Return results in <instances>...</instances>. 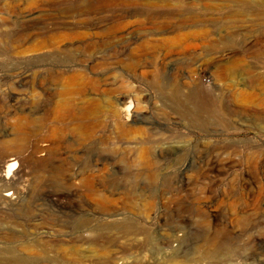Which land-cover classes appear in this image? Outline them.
Listing matches in <instances>:
<instances>
[{"label": "rangeland", "instance_id": "rangeland-1", "mask_svg": "<svg viewBox=\"0 0 264 264\" xmlns=\"http://www.w3.org/2000/svg\"><path fill=\"white\" fill-rule=\"evenodd\" d=\"M58 78L84 88L76 109H100L54 115ZM130 100L134 117H115ZM23 116L38 126L22 196L0 221V264L57 240L54 218L94 264L193 262L209 249L223 264H264V2L0 0V137ZM34 144L51 149L42 166Z\"/></svg>", "mask_w": 264, "mask_h": 264}, {"label": "bare ground", "instance_id": "bare-ground-1", "mask_svg": "<svg viewBox=\"0 0 264 264\" xmlns=\"http://www.w3.org/2000/svg\"><path fill=\"white\" fill-rule=\"evenodd\" d=\"M258 1L262 4L264 2V0ZM26 77L27 76H24L23 78L25 79ZM57 82L61 85V91L55 98L57 101L56 106L53 109L54 115L58 117H65L66 114L70 113L73 115V120L78 122L86 116L88 118L92 115L90 114L91 112L96 113V111L100 109L98 99H90L84 108L76 109L74 97L76 94H83L85 96L86 94L84 88H77L74 81H68L65 85H62V78H58ZM11 98L13 100L10 101L24 99L22 95L14 91L11 94ZM132 108L133 102L130 100L119 111V113L114 114V116L118 119H121L122 117H134V115H132L134 109ZM0 121H2L1 117ZM15 121V133L5 138L3 136L0 137V183L2 184V186H0V221L3 223L9 219L4 213L5 205L8 203H16L22 196L20 185H18L17 182L21 177L22 172L30 167V162L26 159L22 151L27 144L29 145L30 138L34 137L32 136V128L38 126L37 119L33 120L24 116L15 118ZM34 147L36 150L33 155L38 156L41 154L37 163L41 166L46 164L51 156L50 147L39 145L35 146V144ZM139 157L142 159L145 158L142 156ZM19 161L20 167H18ZM85 172H90V170H86ZM86 173H84V177L82 179L85 183H87V180L90 178V173L88 176L85 175ZM58 200L62 203L66 201L64 197L58 198ZM208 215L212 219H217L215 211L208 212ZM54 221V225L58 228V232L60 233L57 240L46 241L45 243L26 242L25 244H22V249H20L21 252H11V256L9 258L10 264H94L92 260L95 255H92L91 253L93 252H90L87 248H85L84 240L71 239L68 241L63 239L61 235H63L66 229H70V225L62 224L58 218H54ZM74 230L76 231L75 234L79 235L78 233L84 234L87 231L92 232L91 230L93 229L90 227H77ZM219 234L221 236H226V233L223 230ZM213 246L214 244H211V247ZM212 252L213 251L209 249L207 254L198 257L196 256L197 258L193 262L185 257L173 259L166 264H223L214 259ZM234 264L249 263L247 261L238 260Z\"/></svg>", "mask_w": 264, "mask_h": 264}]
</instances>
